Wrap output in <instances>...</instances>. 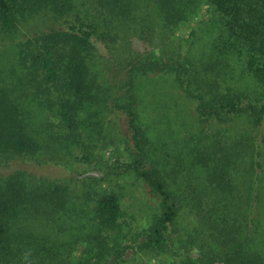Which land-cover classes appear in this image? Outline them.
Here are the masks:
<instances>
[{"label":"trees","instance_id":"1","mask_svg":"<svg viewBox=\"0 0 264 264\" xmlns=\"http://www.w3.org/2000/svg\"><path fill=\"white\" fill-rule=\"evenodd\" d=\"M149 80L167 88L159 131L140 98ZM113 114L129 156L113 169L143 187L139 212L104 186L109 166L73 179L31 170L92 162L95 140L115 142ZM148 255L264 264V0H0V264Z\"/></svg>","mask_w":264,"mask_h":264},{"label":"rangeland","instance_id":"2","mask_svg":"<svg viewBox=\"0 0 264 264\" xmlns=\"http://www.w3.org/2000/svg\"><path fill=\"white\" fill-rule=\"evenodd\" d=\"M40 18V17H39ZM37 18L33 22H29L32 26H40L38 30L47 31V26L45 23L47 18L39 19ZM29 24L25 26H19V32L15 34L14 37L8 39L7 41H16L19 38L22 39V36H24V32L29 30L27 29ZM178 35L181 36L182 34H185L184 31H179ZM32 35V34H31ZM5 40V38H4ZM93 42L96 40L95 46L96 51L103 56L105 59H109V55L107 54V51L104 47V44L100 41H97L98 39L92 38ZM132 50L137 53L144 52L145 54L150 53V57L152 58H159L160 57V50L159 49H151L148 48L144 43L142 44L141 41L137 39H133L131 41ZM167 88L165 82L161 83V80H149L144 83H142V90L140 92V98L145 99L146 106L149 107L147 110V117L146 120L148 123H150V126L154 128L155 131L160 130V123L155 122L152 118H155V112H156V104L159 99L162 98V96L165 94ZM161 94V95H160ZM144 103V102H143ZM159 103V102H158ZM192 110V108H190ZM153 116V117H152ZM158 117V116H157ZM155 118V120L157 119ZM110 123L109 127L111 128V133L114 138V144L107 143H99V139L95 140V144H98V148L93 151L96 158L92 162H88V164L79 165L75 164L69 171L68 168H63L60 166L55 165H45V166H35L31 165V170L41 176H48L51 178H59V179H66L71 178L73 179L78 173H81L83 171H88L90 174V171H93V166L96 163H99L101 165L109 166V171L112 172L110 176L108 177V182L106 183L107 189L111 190H117L120 193H123L124 196L122 198V202L124 203V206L128 212L131 211H138L141 209L142 202L144 201V194H143V187L140 185L139 182H135L130 178H120L115 175L117 171L113 169V166H118L121 164H124V161H128V154L125 152V147L123 145V140L121 138V134L126 133L125 130L127 128L126 119L123 115H116L113 114L110 116ZM151 120V122H149ZM154 122V123H152ZM153 134H157L153 132ZM158 139V138H156ZM123 153V154H122ZM128 156V157H127ZM94 158V157H93ZM27 165L23 166L26 167ZM68 169V170H67ZM92 174H95L96 172H91ZM104 184V183H103ZM158 259L148 256H143L140 259H138L137 264L141 262L142 264H159Z\"/></svg>","mask_w":264,"mask_h":264}]
</instances>
